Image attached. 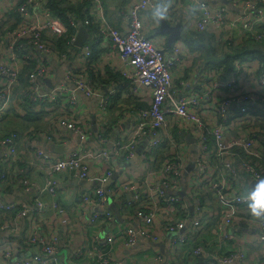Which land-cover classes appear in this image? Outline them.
Listing matches in <instances>:
<instances>
[{"label": "built area", "instance_id": "1", "mask_svg": "<svg viewBox=\"0 0 264 264\" xmlns=\"http://www.w3.org/2000/svg\"><path fill=\"white\" fill-rule=\"evenodd\" d=\"M87 1L81 19L70 13L64 21L47 0H0V120L16 111L44 122L0 133V264H72L73 256L125 264L103 248L117 238L125 248L140 235L163 240L155 227L159 214L169 249L187 245L201 264H264V220L248 216L242 196L247 182L264 178V64L252 56L235 59L229 72L206 69L199 87L187 90L173 75L190 56L191 32H207L224 46L241 47L247 37L262 42L264 0H119L120 27L108 19L102 0ZM156 8L186 32L169 48L147 35L146 18L154 19ZM80 26L87 38L76 46ZM107 69L119 78L108 79ZM113 125H123V133L111 137ZM68 133L79 136L76 146L61 154L46 148L63 146ZM189 145L196 147L195 168L186 174L184 202L177 192ZM139 146L136 159L145 175L121 185L137 194L124 203L132 209L129 223L111 233L96 228L91 247L79 246L62 261L61 249L70 243L60 230L71 218L57 198L60 175L91 180V163L101 164L98 185L77 203L103 204L116 194L103 185L111 174L105 163L132 159ZM31 167L41 182L30 177ZM5 177L20 182L25 198L2 197ZM88 219L98 227L112 214L94 211ZM208 227L212 236L204 238ZM256 248L259 254L250 255Z\"/></svg>", "mask_w": 264, "mask_h": 264}, {"label": "crops", "instance_id": "2", "mask_svg": "<svg viewBox=\"0 0 264 264\" xmlns=\"http://www.w3.org/2000/svg\"><path fill=\"white\" fill-rule=\"evenodd\" d=\"M106 1V2H105ZM104 5V11L108 16V19L111 21L113 25L116 27H120L121 24V16L118 13V5L119 0H115L114 4L111 0H102ZM89 3H87L88 5ZM154 19L152 16L148 15L146 18L147 24V35L152 37L158 45L169 48V44L167 42V35L162 33H157V29L159 27V21L157 19L156 13ZM185 47L187 45L185 44ZM189 47V46H188ZM187 47V48H188ZM190 48V47H189ZM197 49L190 48V56L187 57L183 64L176 66L173 71L174 78H181L188 83L187 87L184 90H187L188 87H199V83H202L200 79V75L206 70L205 66L198 59ZM197 65L199 70L194 73L193 66ZM182 91L181 88H178ZM88 104L87 100H85ZM91 105V104H90ZM120 114L124 113V108L120 107L117 110ZM90 113H92L90 107ZM25 114L18 113L16 111H11L4 118L5 121L2 120L0 122V127L7 126L10 129L20 130L25 127L23 125L26 122V119L23 117ZM3 118V119H4ZM37 122L34 120L33 122ZM126 120L124 122V126L127 124ZM27 123V122H26ZM44 122L40 121L39 126H43ZM29 125H33L29 123ZM28 125V126H29ZM264 127V123L262 124ZM1 129V128H0ZM3 131V129H1ZM124 127L121 125L120 127H113V136H118L123 133ZM79 143V136L68 133L67 141L63 144V146H46L47 149L54 151L56 154H61L62 151L73 148ZM191 145L187 147L186 153L188 154V162L191 159ZM55 148H61V150L55 151ZM141 148V146H139ZM101 165V164H100ZM96 162L91 163V180H82L77 178H67L68 175L65 173L60 175L61 184L59 186V190L57 193L58 200L64 204L68 210V213L71 218V223L69 224L68 231L64 230L60 232L65 236L66 240L70 243L67 250L62 251L61 259L65 260L66 256L69 257L76 248L79 246L86 249L91 247L92 245V235L96 228H101L103 233H111L115 232L119 227H125L127 223H129V216L131 213V207L126 209L124 203L126 200L135 197L136 192L125 191L122 189V183L127 179L134 180L135 178L139 181V178L144 177V171L140 170V162L139 160H126L124 158L112 157L107 163H105L103 169L110 170L111 174L109 177L103 182L105 187H112L116 194H113L108 200L103 204H80L77 203V199L83 193L90 191V188H93L98 185V174L102 171L101 167ZM29 175L32 179L37 180V182L42 181L41 173L34 167L29 169ZM142 179V178H141ZM140 179V180H141ZM182 180V176L181 179ZM252 182H247L245 187H251ZM8 186L7 190H3L4 195L2 196L6 200H12L13 198H25L24 193L22 192V188L20 182H13L12 180H8L4 183V187ZM141 188V187H140ZM181 189H187V181H180V187L178 191ZM188 196V195H187ZM186 195H182V201L188 200ZM187 202V201H186ZM139 205V204H138ZM140 206V205H139ZM94 211H109L112 214V219L108 223H104L102 226L95 227L94 224L89 222V215ZM128 214V216L126 215ZM216 218L214 217V220ZM214 224V221H213ZM212 224V225H213ZM155 227L158 232L162 234L163 240L158 242H151L143 238L141 235L138 236L136 243L129 248H125L122 245L121 239H116L113 243H111L107 248H103L104 253H110L113 257L123 259L125 264H198V259L191 256L188 252L187 245L182 246L179 251H175L166 247L165 239L170 235L164 230V223L161 220V214H159L155 218ZM238 231L237 229H234ZM62 235V236H63ZM204 238H210L212 236V229L208 227L204 229L202 232ZM225 250V249H224ZM181 253L183 257L179 254ZM249 254L256 256L259 254V250L249 249ZM96 257H72V264H94Z\"/></svg>", "mask_w": 264, "mask_h": 264}, {"label": "trees", "instance_id": "3", "mask_svg": "<svg viewBox=\"0 0 264 264\" xmlns=\"http://www.w3.org/2000/svg\"><path fill=\"white\" fill-rule=\"evenodd\" d=\"M121 1L122 0H120V2ZM47 3L48 6H50V8L53 10V12L56 15H59V17H61L65 21L70 13H72V15L76 19H81L85 12L83 6H86L88 1L83 0L82 2H75L71 4L69 1H65V0H60V1L47 0ZM57 39H58L57 44L60 46V48H63L64 40L62 38H57ZM186 43L191 49L193 50L197 49L196 50L198 52L197 57L201 61V63L205 66V69L221 67L223 68V71L229 72L232 69L233 61L235 59H244L249 56L257 58L264 64V39L262 42H254L251 38L247 37L244 41V45L241 47L238 45L224 46L222 44V46L219 48L217 44H215L214 38L211 34L207 32H201V33L191 32L188 35V40ZM106 74L108 79L117 80L119 78L117 72L111 69H107ZM23 117L26 119L28 125L29 123L33 124L34 120L38 121L39 119L37 115L27 114V113ZM3 118L1 120H4ZM114 122H115L114 118L110 119V123L114 124ZM28 125H25V127ZM35 126L39 127V125H35ZM0 128L3 129V131L0 129V133L9 132L10 130H15V129H9L7 126L6 127L3 126ZM22 130L23 128L18 130V132H21ZM112 132H113V128L110 131L111 136H113ZM3 172H5V169H3L2 165L0 164V175ZM8 180L9 178L5 177L4 181L6 182ZM7 188L8 186H5L4 190H7ZM176 203L180 204L179 202ZM63 248L67 250V247H62L61 252L65 250ZM198 264H201V259L198 260Z\"/></svg>", "mask_w": 264, "mask_h": 264}, {"label": "water", "instance_id": "4", "mask_svg": "<svg viewBox=\"0 0 264 264\" xmlns=\"http://www.w3.org/2000/svg\"><path fill=\"white\" fill-rule=\"evenodd\" d=\"M154 12L156 13L157 19L159 21V27L157 29V33H162V34H166L167 35V42L168 44H172L178 37H180L181 35L185 34L186 32H184L182 30V26L179 22H176L175 24H170L165 17L162 15V13L160 12V10L158 8H156L154 10ZM87 38V31L85 29L84 26H80L78 28L77 34H76V38L74 41V44L76 46H81L82 43L86 40ZM92 123V129L95 130L96 125H95V120L92 119L91 121ZM188 141L191 142L192 139L188 138ZM61 148H55V151H60ZM141 151V148H138L137 152L135 153V156L132 158V160H136V157L138 155V152ZM191 152H192V156L190 161L188 162V164L186 165V167L184 168V170L182 171V182H185L186 180V174L190 171H192L195 168V156H196V147L192 146L191 147ZM254 182H252L250 185L251 187L253 186ZM179 195H184L185 194V190L181 189L180 191L177 192Z\"/></svg>", "mask_w": 264, "mask_h": 264}, {"label": "clouds", "instance_id": "5", "mask_svg": "<svg viewBox=\"0 0 264 264\" xmlns=\"http://www.w3.org/2000/svg\"><path fill=\"white\" fill-rule=\"evenodd\" d=\"M247 202V214L254 220H264V178H258L252 187L242 191Z\"/></svg>", "mask_w": 264, "mask_h": 264}, {"label": "rangeland", "instance_id": "6", "mask_svg": "<svg viewBox=\"0 0 264 264\" xmlns=\"http://www.w3.org/2000/svg\"><path fill=\"white\" fill-rule=\"evenodd\" d=\"M214 40H215V41H214L215 44H217V46L220 48V47L222 46V42H221V40H217V39H214ZM252 45H254V44H252ZM255 45H256V44H255ZM197 70H199V67H198L197 65H194V66H193V71H194V73H196ZM4 120H5V118H4ZM1 121H2V120H1ZM1 121H0V122H1ZM39 122H40V121H37V122L35 121V122H33V124H34V125H38ZM31 124H32V123H31ZM23 125H28V123L25 122V123H23ZM9 129H10V128H9ZM206 197L212 202V206L214 207L215 203H213V199H212L211 197H209V196H206Z\"/></svg>", "mask_w": 264, "mask_h": 264}]
</instances>
